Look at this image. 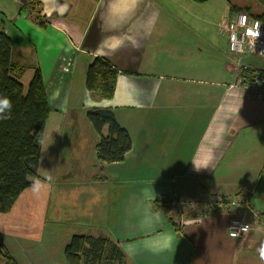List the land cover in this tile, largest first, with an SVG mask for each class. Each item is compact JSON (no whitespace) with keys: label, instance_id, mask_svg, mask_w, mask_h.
Masks as SVG:
<instances>
[{"label":"crops","instance_id":"1","mask_svg":"<svg viewBox=\"0 0 264 264\" xmlns=\"http://www.w3.org/2000/svg\"><path fill=\"white\" fill-rule=\"evenodd\" d=\"M27 1L0 0V23L12 42V61L26 69L22 85L26 72L41 73L51 110L45 131L57 126L53 113L66 120L80 111L87 119L89 109L109 108L131 149L122 162L102 165L92 126L93 147L82 154L73 149L74 126L61 129L57 144L58 125L47 144L42 136L37 178L0 215L22 214L24 205H15L23 199L26 212L39 211L45 226L66 224L49 217L34 183L42 168L52 185L85 180L75 168L83 155L90 165L85 176L101 192L91 213L78 219L85 228L80 235L111 239L126 264H264L258 252L264 242V98L249 97L236 84L225 34L210 40L208 10L193 6L204 2L35 0L32 10ZM30 8L44 26L32 20ZM94 58L118 71L111 99L96 101L85 88ZM243 60L264 71L262 57ZM234 196L244 201L237 209L212 206ZM242 214L249 230L230 237L229 218Z\"/></svg>","mask_w":264,"mask_h":264},{"label":"trees","instance_id":"2","mask_svg":"<svg viewBox=\"0 0 264 264\" xmlns=\"http://www.w3.org/2000/svg\"><path fill=\"white\" fill-rule=\"evenodd\" d=\"M203 3L208 0H192ZM262 11L252 15L249 10L230 6L229 13L245 12L264 21V0H257ZM32 10L35 0L27 1ZM29 16L37 24L44 26L39 11ZM12 42L0 23V96H7L12 102L11 118L0 120V214L10 212L20 194L32 185L37 178L40 147L45 122L50 115L47 93L39 69H36L27 89L20 82L25 67L11 59ZM118 71L103 58H94L85 72V88L96 101L111 99ZM264 71L242 69L239 72L241 83L253 85ZM87 119L98 136L95 153L100 164L119 163L131 149V140L125 129L116 121L109 108H92L87 111ZM107 128L104 135L103 129ZM225 203L226 201H222ZM164 204V203H163ZM162 204V207H164ZM165 205V204H164ZM67 264H114L124 260L119 246L102 236L75 235L64 249ZM0 263L17 264L8 254L0 237Z\"/></svg>","mask_w":264,"mask_h":264},{"label":"rangeland","instance_id":"3","mask_svg":"<svg viewBox=\"0 0 264 264\" xmlns=\"http://www.w3.org/2000/svg\"><path fill=\"white\" fill-rule=\"evenodd\" d=\"M179 3V0L176 1ZM174 3V2H172ZM240 6L250 11L252 15H258L262 11L261 6L258 4L257 0H209L204 2L202 5H193L194 8L207 9L209 14V30H210V40H213L216 35L223 34L224 29L223 24L227 23L231 16L227 13L229 6ZM178 5H175V9ZM230 56V55H229ZM231 57V56H230ZM245 58V57H244ZM236 60V58L234 57ZM246 60H243L242 65L247 64ZM249 64V63H248ZM33 76L32 71L26 72L23 78L24 89H27L28 83ZM233 79V76L231 75ZM82 103V102H80ZM52 118H56V125L60 126V129L56 130L54 139L56 138L57 144L59 143V137L61 134V129L64 127L65 132L71 128V126L77 129V146L73 149L77 152L85 153L88 147H93V138H90L88 129L91 127L88 119H82L80 111H77L75 117L70 119L60 118L58 113H53ZM57 126L47 127L46 131L44 129L43 138H45L44 144L50 139V135L53 133ZM96 140V137H95ZM54 141V140H53ZM56 144V145H57ZM83 156V155H81ZM79 158L80 166L75 164V168L80 173L79 178H84L85 180H79V182L74 181L67 186L58 185L57 181L48 180L44 174L43 168L40 169V180L35 181L34 184L37 185V192L40 191V196L46 202L47 206L43 208H48L49 217L53 219H58L59 221H65L66 224H51L45 223L41 220V214L39 211L33 213L26 212L28 209L25 208L23 199H19L15 208L24 205V210L22 214L14 215V213L7 214L5 216L0 215V237L4 243V247L8 248L16 256L18 264H67L64 255L65 247L70 243V240L75 235L83 234L85 228L78 221L79 218L88 216L91 213V208L95 204L97 197L100 195L101 188L93 187L89 178L85 176V172L90 168L88 164V159ZM64 158H60L59 161H63ZM85 163L86 166H85ZM47 166V165H46ZM49 168V166H47ZM96 172V171H94ZM104 173H102L103 175ZM101 175V173H100ZM44 186L46 190L44 191ZM44 192H41V191ZM216 202V203H215ZM212 206L216 208L217 206L226 207L227 202L215 201ZM215 203V204H214ZM34 218H30V217ZM28 220H33L32 230L27 228L30 226ZM5 248V249H6ZM3 264V263H0ZM83 264V263H82ZM102 264H105L104 261ZM114 264H126L123 260L121 263Z\"/></svg>","mask_w":264,"mask_h":264},{"label":"built area","instance_id":"4","mask_svg":"<svg viewBox=\"0 0 264 264\" xmlns=\"http://www.w3.org/2000/svg\"><path fill=\"white\" fill-rule=\"evenodd\" d=\"M227 38L228 53L236 58L235 73L242 69H249L242 65V59L246 56H260L264 59V21L252 17L245 12L234 14L227 23L222 25ZM240 78L237 82H240ZM253 85L245 83L243 91L249 97L264 98V76L255 78ZM220 201V200H219ZM216 203V202H215ZM214 203V204H215ZM241 197L234 196L228 200L229 210L237 209L243 205ZM217 209L223 207L217 206ZM244 214L232 216L227 223V231L230 237L237 238L246 233L251 224L245 220Z\"/></svg>","mask_w":264,"mask_h":264},{"label":"clouds","instance_id":"5","mask_svg":"<svg viewBox=\"0 0 264 264\" xmlns=\"http://www.w3.org/2000/svg\"><path fill=\"white\" fill-rule=\"evenodd\" d=\"M12 102L7 96H0V120H6L11 118ZM260 257L264 260V242L260 244L258 249Z\"/></svg>","mask_w":264,"mask_h":264},{"label":"bare ground","instance_id":"6","mask_svg":"<svg viewBox=\"0 0 264 264\" xmlns=\"http://www.w3.org/2000/svg\"><path fill=\"white\" fill-rule=\"evenodd\" d=\"M251 56V55H250ZM247 70H251V71H254L255 69L254 68H249ZM240 72V71H239ZM239 72L237 73V76H236V84L239 85L241 88L242 86L245 84H242L241 81L240 82H237V79H239ZM241 80V79H240Z\"/></svg>","mask_w":264,"mask_h":264}]
</instances>
